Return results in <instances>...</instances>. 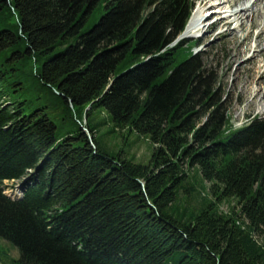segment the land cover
Masks as SVG:
<instances>
[{
    "label": "trees",
    "instance_id": "16d2710c",
    "mask_svg": "<svg viewBox=\"0 0 264 264\" xmlns=\"http://www.w3.org/2000/svg\"><path fill=\"white\" fill-rule=\"evenodd\" d=\"M197 1L0 0L11 264H264V117L231 129L219 77L174 43ZM97 108L150 141L147 163L98 146ZM195 167L210 197L177 219L167 208Z\"/></svg>",
    "mask_w": 264,
    "mask_h": 264
},
{
    "label": "rangeland",
    "instance_id": "374dc122",
    "mask_svg": "<svg viewBox=\"0 0 264 264\" xmlns=\"http://www.w3.org/2000/svg\"><path fill=\"white\" fill-rule=\"evenodd\" d=\"M221 1L223 0H198L191 14L198 11L205 16L209 15L210 11L207 10L209 4ZM220 7L221 12L228 8L224 4ZM219 16L214 14L208 16L197 30L190 33L184 31L174 43L188 39L186 47L190 48L193 54L200 55L205 68L219 77L222 101L228 106L229 124L233 129L248 123L253 117H264V34L256 38L260 30L258 26H249V23H246V26L240 29L237 28L239 21L233 19L229 20L231 21L229 24L227 21L212 26ZM97 17L98 14L89 21L87 27L97 21ZM192 41H197V44L190 43ZM33 87L32 90H35ZM82 120L84 122L85 117ZM87 120L102 150L110 153L121 152L135 162L144 164L148 162L152 145L144 135L130 129H114L106 112L99 108L93 109ZM188 172L190 193L178 191L173 205L167 208L169 214L181 220L185 219L190 211H198L195 202L210 197L208 183L202 179L197 168ZM28 176L17 180H5L4 193L11 198H18L23 190V182ZM229 208L230 203L221 202V211L228 212ZM259 240H264V237ZM18 257L17 247L0 237V264H11Z\"/></svg>",
    "mask_w": 264,
    "mask_h": 264
},
{
    "label": "bare ground",
    "instance_id": "6f19581e",
    "mask_svg": "<svg viewBox=\"0 0 264 264\" xmlns=\"http://www.w3.org/2000/svg\"><path fill=\"white\" fill-rule=\"evenodd\" d=\"M223 4L227 5L228 8L221 12L219 8H222L220 6ZM207 10L210 11L211 15H220L219 18L213 22L212 26L226 23L227 21L229 24L231 22L229 20L233 19V21H239L237 28L240 29H243L244 26H246V23H249V26H258L260 30L258 31L256 38H260L264 34V0H223L213 4L210 3ZM188 20L189 21H187L188 23L184 30L185 33L197 30V28L205 21V15L195 11L191 14Z\"/></svg>",
    "mask_w": 264,
    "mask_h": 264
},
{
    "label": "water",
    "instance_id": "95a60500",
    "mask_svg": "<svg viewBox=\"0 0 264 264\" xmlns=\"http://www.w3.org/2000/svg\"><path fill=\"white\" fill-rule=\"evenodd\" d=\"M181 35H183V33H182ZM181 35H180V36H181ZM180 36H179V37H180ZM20 188H22V186H20ZM19 197H20V195H19Z\"/></svg>",
    "mask_w": 264,
    "mask_h": 264
}]
</instances>
